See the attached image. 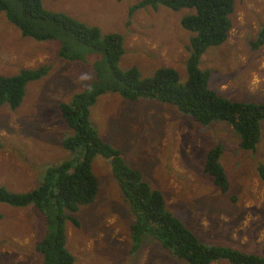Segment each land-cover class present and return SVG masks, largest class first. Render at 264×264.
Masks as SVG:
<instances>
[{"label": "rangeland", "instance_id": "1", "mask_svg": "<svg viewBox=\"0 0 264 264\" xmlns=\"http://www.w3.org/2000/svg\"><path fill=\"white\" fill-rule=\"evenodd\" d=\"M138 1L42 0V6L95 26L102 34L123 36L125 54L119 69L136 67L149 77L157 68H171L182 81L190 34L178 21L192 10L145 7L133 12L126 26L127 8ZM231 1L227 37L201 55L199 68L210 71L209 87L227 100L244 101L246 95L253 102H264V46L255 51L249 47L264 26V0ZM56 42L21 37L0 14V76L49 66L42 79L25 85L15 110L0 106V187L12 193L34 188L45 166L69 158L60 146L68 132L56 104L97 83L93 71L104 67L100 62L91 64V52L81 46L72 49L75 59L58 58ZM93 107L89 120L98 136L120 151L124 163L137 170L143 182L161 193L166 210L198 242L264 254V186L254 171L257 162L264 165V121L255 150L240 153L230 127L221 122L201 127L169 104L130 103L106 94ZM219 140L225 148L221 163L229 183L223 195L200 174L203 152ZM90 168L97 184L95 198L78 208L77 227L64 225L65 247L73 264H185L145 236L132 251V218L107 163L97 156ZM44 232L43 219L31 206L17 209L0 204V264H40L33 246Z\"/></svg>", "mask_w": 264, "mask_h": 264}, {"label": "trees", "instance_id": "2", "mask_svg": "<svg viewBox=\"0 0 264 264\" xmlns=\"http://www.w3.org/2000/svg\"><path fill=\"white\" fill-rule=\"evenodd\" d=\"M158 6L172 12L192 10L191 14L178 21L179 27L190 34L184 47L187 57L182 81L171 68H157L149 77L142 76L136 67L119 69L118 62L125 54L123 36L102 34L95 26L46 10L42 0H0V14L21 37L36 43L58 41L56 55L68 61L76 58L71 54L73 47H84L94 58L91 64L100 62L104 66L93 71L97 83L57 103L59 118L68 132L62 136L60 146L69 158L45 166L38 184L29 191L12 193L0 187V204L17 209L31 206L41 215L45 232L33 246V251L40 256V264H73V256L65 247L64 225L70 223L77 227L74 215L78 208L91 204L95 198L97 184L90 165L97 156L107 163L131 215L129 239L132 251L136 250L140 237L145 236L168 249L185 264L217 261L264 264V254L243 253L198 242L166 210L161 193L151 189L137 170L124 163L120 151L109 141L102 140L89 120L97 98L106 94L116 95L130 103L155 101L172 105L178 113L189 116L201 127L224 123L238 139L236 151L255 150L260 137L259 126L264 121V102H253L246 95L244 101L227 100L209 87L210 71L199 68L201 55L220 46L227 37L232 1L139 0L127 8L125 25L133 12L145 7L155 10ZM262 46L264 26L249 42L251 51ZM48 70L49 66L41 65L35 69L18 70L12 76H0V106L15 110L22 101L25 85L42 79ZM219 141L203 152L200 174L223 195L229 183L221 163L225 148ZM254 171L264 186V165L257 162Z\"/></svg>", "mask_w": 264, "mask_h": 264}, {"label": "clouds", "instance_id": "3", "mask_svg": "<svg viewBox=\"0 0 264 264\" xmlns=\"http://www.w3.org/2000/svg\"><path fill=\"white\" fill-rule=\"evenodd\" d=\"M230 22V21H229ZM231 28V27H230ZM230 30V29H229ZM229 32V31H228ZM228 34V33H227ZM256 35V34H255ZM255 37V36H254ZM84 78H86V77H82V79H84ZM232 102V101H231Z\"/></svg>", "mask_w": 264, "mask_h": 264}, {"label": "crops", "instance_id": "4", "mask_svg": "<svg viewBox=\"0 0 264 264\" xmlns=\"http://www.w3.org/2000/svg\"><path fill=\"white\" fill-rule=\"evenodd\" d=\"M57 105V104H56ZM57 107V106H56Z\"/></svg>", "mask_w": 264, "mask_h": 264}]
</instances>
